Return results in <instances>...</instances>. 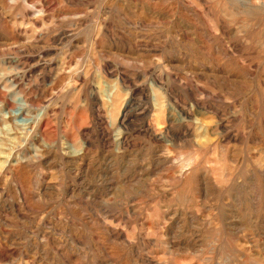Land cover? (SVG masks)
<instances>
[{
  "label": "rangeland",
  "instance_id": "1",
  "mask_svg": "<svg viewBox=\"0 0 264 264\" xmlns=\"http://www.w3.org/2000/svg\"><path fill=\"white\" fill-rule=\"evenodd\" d=\"M0 264H264V0H0Z\"/></svg>",
  "mask_w": 264,
  "mask_h": 264
}]
</instances>
